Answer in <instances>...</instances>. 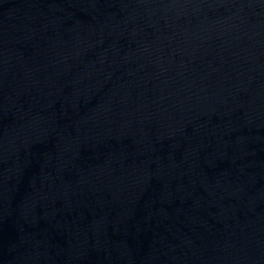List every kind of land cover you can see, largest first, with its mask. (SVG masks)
<instances>
[{"label": "water", "instance_id": "1", "mask_svg": "<svg viewBox=\"0 0 264 264\" xmlns=\"http://www.w3.org/2000/svg\"><path fill=\"white\" fill-rule=\"evenodd\" d=\"M0 264H264V0H0Z\"/></svg>", "mask_w": 264, "mask_h": 264}]
</instances>
